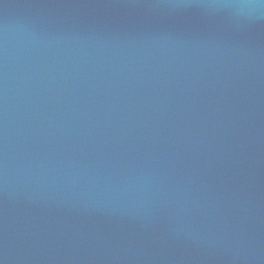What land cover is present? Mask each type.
I'll use <instances>...</instances> for the list:
<instances>
[{"label":"water","instance_id":"95a60500","mask_svg":"<svg viewBox=\"0 0 264 264\" xmlns=\"http://www.w3.org/2000/svg\"><path fill=\"white\" fill-rule=\"evenodd\" d=\"M0 264H264V0H0Z\"/></svg>","mask_w":264,"mask_h":264}]
</instances>
